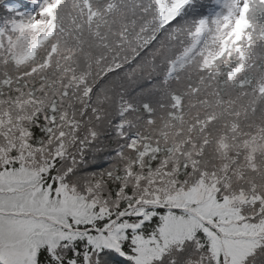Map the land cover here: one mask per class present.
Listing matches in <instances>:
<instances>
[{"label": "trees", "instance_id": "16d2710c", "mask_svg": "<svg viewBox=\"0 0 264 264\" xmlns=\"http://www.w3.org/2000/svg\"><path fill=\"white\" fill-rule=\"evenodd\" d=\"M6 1L0 0V5ZM84 1L91 10L88 28L83 24ZM209 2L194 0L178 21L161 30L153 0H64L59 3L54 14L58 19L54 22L69 27L71 34L46 31L43 43L37 40L40 54L51 48L50 44H55L56 52L47 65L50 70L42 72L38 82L40 98L36 101L45 108L39 115L46 117L38 118L30 133L31 144L36 148L34 156H42L45 150L40 148L54 129L59 128L57 138L61 141L56 138L52 148L58 145L62 158L72 167L74 159L78 163L83 161L80 167L92 165L116 147L119 104L127 109L125 121L149 119V108L154 104L158 112L164 108L159 116L161 125L168 126L165 133L168 147L163 150L155 146L156 141L140 146L131 143L130 157L124 155L126 159L114 163L107 172L95 173L89 182L82 184L83 195L102 206L108 199L112 213L126 210L125 206L128 210H135L138 205L143 209L159 199L140 188L139 181L140 184L150 182L142 175H165L169 180L163 187L165 192L178 194L192 184L193 171L206 179L216 176L233 192L247 190L264 194V97L254 112L239 111L264 76V4L249 8L234 58L225 48V40L233 33V21L226 18L219 22L216 17L207 49L196 62L194 75L185 81L187 89H178L177 82L166 78L167 63L188 46L194 17L205 12ZM118 63L124 66L123 71L105 79L109 69ZM237 68H240L237 77L228 80L227 72ZM87 89L94 91L85 95ZM168 90H178L181 97L168 93L172 102L166 103L164 99L162 102L160 95ZM207 107H221V119L195 130ZM182 117L192 128V140L185 141L181 150H176V132L172 128ZM25 120L18 119L14 125H21V129ZM250 142L258 145L253 160L240 148L241 143ZM162 156H171L172 161L180 158L175 161L180 164L166 162L160 159ZM248 264H259V261Z\"/></svg>", "mask_w": 264, "mask_h": 264}, {"label": "snow or ice", "instance_id": "6c2138e0", "mask_svg": "<svg viewBox=\"0 0 264 264\" xmlns=\"http://www.w3.org/2000/svg\"><path fill=\"white\" fill-rule=\"evenodd\" d=\"M178 19L179 14L169 25ZM123 67L118 63L104 78L119 75ZM92 91L87 89L84 94L91 95ZM57 159L61 157H56L47 174L41 172L38 180L0 182V264H162L169 248L183 255L186 246H194L200 253L198 264H248L264 248V197L253 202V207L258 206L255 214L238 217L245 242L235 250L223 245L218 248L216 240L227 237L229 215L235 214H225L227 197L203 207L191 202L192 207L185 205L183 209L149 204L143 209L138 205L135 210L112 213L111 209L106 211L104 206L95 202L89 205L87 201L79 208L62 203L60 192L77 169L69 167L65 169L67 175L56 174ZM73 163L78 168L75 159ZM97 167L93 165L89 171L94 174ZM132 216L136 217L135 225L129 219ZM170 219L184 225V230L171 236L165 233ZM147 224L153 227L143 233ZM141 234L143 239H151L150 250L138 248L135 238Z\"/></svg>", "mask_w": 264, "mask_h": 264}, {"label": "rangeland", "instance_id": "374dc122", "mask_svg": "<svg viewBox=\"0 0 264 264\" xmlns=\"http://www.w3.org/2000/svg\"><path fill=\"white\" fill-rule=\"evenodd\" d=\"M231 2V4L227 7V8H225L224 10H223V12H222V14H221V16H224V17H230V18H234L235 17V15H236V13H237V9H235V11H234V14L233 15H231V10H232V6L234 5V3H235V5H236V0H229V3ZM238 6H239V2H238ZM233 16V17H232ZM0 182H3V183H8V180L5 178V177H0Z\"/></svg>", "mask_w": 264, "mask_h": 264}, {"label": "bare ground", "instance_id": "6f19581e", "mask_svg": "<svg viewBox=\"0 0 264 264\" xmlns=\"http://www.w3.org/2000/svg\"><path fill=\"white\" fill-rule=\"evenodd\" d=\"M231 11H232V13H233V11H234V7H232V10H231Z\"/></svg>", "mask_w": 264, "mask_h": 264}]
</instances>
